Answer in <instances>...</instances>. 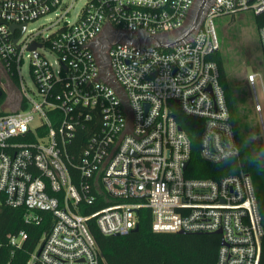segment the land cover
<instances>
[{"label": "built area", "instance_id": "built-area-1", "mask_svg": "<svg viewBox=\"0 0 264 264\" xmlns=\"http://www.w3.org/2000/svg\"><path fill=\"white\" fill-rule=\"evenodd\" d=\"M77 1L0 0V207L22 209L30 224L51 217L35 245L26 231L0 234V264H105L89 220L106 236L127 235L142 209L156 233L222 236L217 264H261L264 226L251 177L188 178L192 143L178 114L204 121L202 160L240 162L211 59L221 49L215 20L264 22V0H88L71 23ZM52 14L49 34L29 30ZM14 24H26L25 33H12ZM258 34L264 51V24ZM26 60L36 91L22 75ZM248 80L262 116L264 78L255 71ZM10 95L17 108L7 111ZM87 127L76 163L70 146Z\"/></svg>", "mask_w": 264, "mask_h": 264}, {"label": "trees", "instance_id": "trees-1", "mask_svg": "<svg viewBox=\"0 0 264 264\" xmlns=\"http://www.w3.org/2000/svg\"><path fill=\"white\" fill-rule=\"evenodd\" d=\"M254 19L258 30L264 24L263 17L254 16ZM211 59L219 66L220 82L225 92L231 123L241 150V159L240 162L228 160L220 164H210L202 160L200 149L204 121L180 113L178 114V121L192 143V156L186 176L191 179H220L227 175L238 174L241 171L245 172L252 179L264 226V152L259 151L258 157L256 151L260 149H251L249 141L246 139V126L242 120L234 91L229 83L222 50L216 52ZM12 79L15 84H18L16 77ZM4 100L5 97L2 98L0 104ZM91 134L92 131L89 130V127L78 130L69 150L76 163L80 162L82 152L88 144ZM105 205L103 202L97 207H91L84 214L90 216ZM42 215L47 222L30 224L26 222L25 213L22 209L0 207V234L6 237L8 234L26 231L30 235L28 246L35 245L44 232L50 228V214L43 212ZM138 217L139 230L122 236H106L100 232L95 218L89 220L92 234L103 254L105 264H217L222 236L198 233H156L152 228L150 209L140 210ZM261 264H264V239Z\"/></svg>", "mask_w": 264, "mask_h": 264}, {"label": "rangeland", "instance_id": "rangeland-1", "mask_svg": "<svg viewBox=\"0 0 264 264\" xmlns=\"http://www.w3.org/2000/svg\"><path fill=\"white\" fill-rule=\"evenodd\" d=\"M70 4L73 0H67ZM88 0H78L75 2V9L69 17L71 23H75L81 14L82 9ZM62 14L61 12H58ZM56 16L52 14L32 23L29 30L44 31L49 34L52 22ZM217 36L221 44V50L225 59L228 79L232 87L237 105L242 114L245 124L246 139L249 141L251 149H260L264 152V111L262 116L256 111V99L254 90L249 86V74L258 71L264 78L263 50L260 43L255 19L252 15L242 17H223L215 20ZM22 75L30 90L36 91V86L30 73V62L26 60L22 69ZM4 75L0 72V81L3 82ZM257 94L264 108L263 90L257 88ZM16 97L10 95L6 102V110L16 109ZM4 103V102H3Z\"/></svg>", "mask_w": 264, "mask_h": 264}, {"label": "water", "instance_id": "water-1", "mask_svg": "<svg viewBox=\"0 0 264 264\" xmlns=\"http://www.w3.org/2000/svg\"><path fill=\"white\" fill-rule=\"evenodd\" d=\"M196 20L202 22V20H203V15L200 13V14L198 15V18H196ZM198 27H199L198 23L194 24V25L190 28V33H189V35L195 33V32H196V29H197ZM17 29H20L23 33H25V31H26V24H24V25H22V26H19V25H16V24L11 25V31H12V33L15 32V30H17ZM180 41H182V38L180 39ZM16 42H17V40H15V43H16ZM31 49H32V50L37 49V45H33V46L31 47ZM1 98H2V90L0 89V100H1ZM187 165H188V164H186L185 167H187ZM138 230H139V228H136L133 232H137ZM221 233H222L221 231L218 232V234H221ZM181 234H184V233H181ZM117 236H119V235H117ZM223 243H224V242H223Z\"/></svg>", "mask_w": 264, "mask_h": 264}]
</instances>
